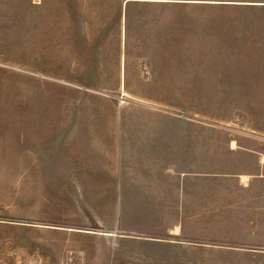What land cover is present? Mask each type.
Returning <instances> with one entry per match:
<instances>
[{
	"label": "rangeland",
	"instance_id": "obj_1",
	"mask_svg": "<svg viewBox=\"0 0 264 264\" xmlns=\"http://www.w3.org/2000/svg\"><path fill=\"white\" fill-rule=\"evenodd\" d=\"M0 264H264V0H0Z\"/></svg>",
	"mask_w": 264,
	"mask_h": 264
},
{
	"label": "bare ground",
	"instance_id": "obj_2",
	"mask_svg": "<svg viewBox=\"0 0 264 264\" xmlns=\"http://www.w3.org/2000/svg\"><path fill=\"white\" fill-rule=\"evenodd\" d=\"M147 1H154V0H147ZM164 1H166V0H164ZM243 177H245V176H243Z\"/></svg>",
	"mask_w": 264,
	"mask_h": 264
}]
</instances>
